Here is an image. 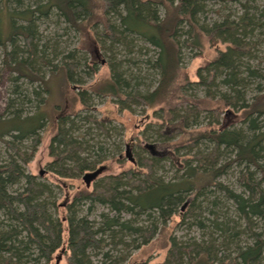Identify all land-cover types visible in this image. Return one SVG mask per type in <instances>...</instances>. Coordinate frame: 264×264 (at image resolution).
<instances>
[{"label":"rangeland","instance_id":"1","mask_svg":"<svg viewBox=\"0 0 264 264\" xmlns=\"http://www.w3.org/2000/svg\"><path fill=\"white\" fill-rule=\"evenodd\" d=\"M44 1L0 0V38L3 39L7 32V14L4 10L19 12ZM197 2L200 10L196 14L201 25H210L222 18L237 20L244 16V26L251 31L252 39L259 41L256 50L252 52L254 57L243 59L248 61L254 71L252 74L241 72L238 75L243 78L240 87L244 93L242 97L247 101L251 100L259 88L264 89V29L261 26L264 0ZM155 10L161 16L162 9ZM108 17L113 19L111 13ZM14 20L15 25L27 24L21 18ZM31 26L36 31L31 44L33 48L19 35L4 44L0 42V68L6 52L13 53L16 59L30 60L32 67V72L23 76L10 69L0 72V119L42 113L44 119L36 136L39 143L31 153L35 136L15 139L12 133L4 135L0 139V164L13 156L26 173L34 175L35 181L48 185V192L40 196V199L46 203L52 219H62L73 214L75 218L85 217L94 227H102L106 217L115 216L120 220H128L133 227H140L143 231L152 230V234L146 237L143 231L126 230L113 239L109 230L100 233L103 239L100 247L87 251L92 264H107L111 260L115 264L158 263L165 257L172 239L185 241L196 238L198 242L215 239L217 248L227 254L229 251H236L238 246L252 242L253 233L264 236V219H243L236 213L223 191L213 185L204 189L197 187L186 193L183 201L169 215L171 220L166 221L156 211L149 214L147 211L137 213L136 209L116 212L108 203L90 199L74 200L68 210L67 204H71L73 196L79 190H84L82 176L86 172L99 169L97 176L88 185L85 184L91 188L96 182L109 183L108 176L127 169L136 170L138 173L135 179H140L144 173H141L143 169L136 166L137 159L150 165L151 178L159 181L177 180L183 172L179 170L183 159L192 160V165H199L201 171L208 170L207 162H202L210 161L211 144L207 139H199L193 147L187 148L186 141L190 131L209 128L208 124L213 126L212 122L216 119L210 111H201L199 115L189 116L186 123L188 126L180 128L178 123H181L184 112L173 111L177 115L171 121L167 106L161 102L148 105L135 99L136 95L150 93L158 86L163 72L161 67L167 72L172 69L171 61H161L156 49L142 38L131 35L133 41L130 45H114L106 40L103 44L100 43V56L93 58L84 47L89 41L92 42L89 33L85 31L80 34L64 21L55 8L45 13H34ZM89 30L97 33L102 30V26H91ZM179 35L180 40L186 38V35L182 36L183 33ZM93 46L96 47L94 42ZM225 47L226 44L218 43V49L224 50ZM191 49L190 46H184L180 57L181 66L185 68L190 82L186 86L190 99L194 95H205L207 88L196 82L195 72L197 67L216 54L206 37H202L200 56L192 57L195 50ZM62 65H70L72 69V79L68 84L58 71ZM55 71L58 74L53 75L52 72ZM108 82L115 83L118 93L108 87ZM225 90L227 91L224 86L216 88L212 85L208 91L214 92L217 97ZM80 92H83L82 99ZM241 104L239 102L236 109L227 108L226 112L219 113L216 121L220 128L245 125L244 114L239 108ZM10 124L14 123L2 124L0 131ZM58 129L66 131L79 141V150L71 163L85 165L89 169L82 172L70 171L67 176L62 177V166L51 162L53 158L49 150L57 152L63 149L57 141L52 140V144L50 143ZM5 141H13L15 146L25 151L29 155L28 161L24 162L17 156ZM262 145L260 158L264 160V141ZM127 150L130 157L126 155ZM221 151L222 154L215 158V166L229 161L228 150L221 148ZM239 169L240 167L230 163L218 176L217 182L235 191H243L238 182ZM133 180L134 178H124L118 187L133 191L130 185ZM23 182L21 179L20 182L9 185L7 190L17 192ZM193 202L195 205L200 203V206L194 208L193 204L192 215L187 217V207ZM178 213H183L186 217L179 220ZM215 217L219 221L226 220L231 232L236 234L227 238L220 237L211 223ZM0 222H9V215L5 210H0ZM31 247L32 254L16 264H45L44 260L34 258L36 249L34 245ZM57 257V264H63L64 257Z\"/></svg>","mask_w":264,"mask_h":264},{"label":"trees","instance_id":"2","mask_svg":"<svg viewBox=\"0 0 264 264\" xmlns=\"http://www.w3.org/2000/svg\"><path fill=\"white\" fill-rule=\"evenodd\" d=\"M197 1L45 0L43 3L19 12L4 10L7 14L5 20L7 32L4 33L3 39L0 38L1 44L19 35L25 43L31 45L36 33L31 26L32 16L34 13H45L51 8H55L64 21L80 34L85 31L89 33L92 42L89 41L84 47L93 58L100 56V43L103 44L106 40L114 45H130L133 41L131 35L142 38L156 49L161 61H171L172 69L167 72L161 67L163 72L158 86L150 93L136 95L135 99L148 105L161 102L167 106L171 121L177 115L173 111L184 112L181 123H178L180 128L188 126L186 123L189 116L199 115L201 111H210L217 120L219 113L226 112L227 108L236 109L239 102L242 103L239 108L244 114V126L220 128L215 120L212 122L213 126L208 124L209 128L189 132L187 148L193 147L199 139H207L211 144L210 161L205 157L207 161L202 162H207L208 170L201 171L199 165H192V160L183 159L179 169L183 172L177 180L159 181L151 178L150 165L137 159L136 166L143 169L141 173H144L140 179H135L138 173L136 170L127 169L108 176L109 183L96 182L91 188L83 181L84 190H79L73 196L71 204H67L68 210L74 200L90 199L108 203L116 212L123 210L130 212L136 209L137 213L147 211L149 214L156 211L166 221L171 220L169 215L183 201L186 193L197 187L204 189L208 185H213L223 191L236 213L243 219L247 221L253 218L264 219V160L260 158L264 141V89L259 88L258 93L247 101L242 97L244 93L240 88L243 78L238 76L241 72L252 74L254 71L248 61L243 59L254 57L252 52L256 50L259 41H254L250 36L251 31L243 24L244 16H240L237 20L222 18L213 21L210 25H201L196 14L200 10ZM158 8L162 9L161 16L157 15L155 10ZM109 13L113 16L112 20L108 17ZM261 16V26L264 29V12ZM15 18H21L27 24L15 25ZM98 24L102 26L101 31L95 33L89 30L91 26ZM180 33H183L182 36L186 35V38L178 39ZM202 37L208 38L216 54L197 67L195 72L196 82L207 88L205 95L203 97L194 95L190 99V95L186 93V86L190 82L185 68L180 63L181 50L184 46H190L195 50L191 56H200ZM93 42L96 47L93 46ZM218 43L226 44L224 50L217 48ZM30 47L33 48L32 45ZM2 62L0 72L10 69L20 76L32 72L30 60L16 59L11 52L4 54ZM58 71L63 75V81L66 84L70 83L71 66L62 65ZM58 71L52 74H58ZM107 84L118 93L114 82ZM212 85L216 88L224 86L227 91H223L216 97L214 92L208 91ZM80 95L82 99L83 92H80ZM43 119L44 116L40 112L23 117L12 116L0 119V126L4 123H14L0 131V139L10 133L15 139L35 136L30 151L33 153L36 144L39 143L36 136ZM56 131L50 143L52 144V140L57 141L63 149L57 152L49 150L53 158L51 162L60 163L62 166V177L67 176L70 171L82 172L89 169L85 165L71 163L79 150L77 146L79 141L66 131L59 129ZM5 143L24 162L28 161L29 155L15 146L13 141H5ZM221 148L228 150L230 158L228 162L215 166V158L222 154ZM195 160L198 162L197 159ZM230 163L240 167L238 182L243 187V191H235L217 182L218 176ZM124 178H134L130 183L133 191L118 187V184L123 183ZM21 179L24 182L20 190L17 192L7 190L9 185L18 183ZM47 186L35 181L34 175L26 173L13 156L0 164V210H5V213L9 215V222H0V264H16L28 258L32 254L30 252L32 245L36 249L34 258L44 260L45 264H57V256L64 257L63 264H92L87 251L90 248L100 247L103 241L100 233L109 230L110 237L113 239L126 230L143 231L140 227H133L128 220H120L115 216L106 217L102 227H94L85 217L75 218L73 214L62 219H52L46 203L40 199V196L48 192ZM193 204L194 202L187 207V217L192 215ZM197 206H200V203L193 205L194 208ZM177 217L180 220L186 215L178 213ZM217 219L215 217L211 223L220 237L227 238L236 234L231 232V228L228 227L230 224L226 220ZM21 232L25 234L22 235ZM143 232L145 237L152 234V230ZM252 239V242L238 246L236 251H229L227 254L217 248L215 239L199 242L196 238L185 241L172 239L163 260L154 264H264V236L253 233ZM107 264L115 263L111 260Z\"/></svg>","mask_w":264,"mask_h":264},{"label":"water","instance_id":"3","mask_svg":"<svg viewBox=\"0 0 264 264\" xmlns=\"http://www.w3.org/2000/svg\"><path fill=\"white\" fill-rule=\"evenodd\" d=\"M126 155H127L128 157H130V154H129L128 150L126 151ZM98 172H99V169L94 170V171H91V172H86V173H84V175L82 176V179H83V181L85 182V184L88 185V184H89V181H90L91 179H93L94 177H96L97 174H98Z\"/></svg>","mask_w":264,"mask_h":264}]
</instances>
